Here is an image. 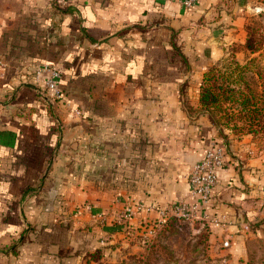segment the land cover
Segmentation results:
<instances>
[{
    "label": "crops",
    "instance_id": "crops-1",
    "mask_svg": "<svg viewBox=\"0 0 264 264\" xmlns=\"http://www.w3.org/2000/svg\"><path fill=\"white\" fill-rule=\"evenodd\" d=\"M222 5L0 0V264H100L150 230L149 206L191 199L190 167L216 137L196 110L202 73L245 20ZM225 133L209 209L221 226L207 223L221 263L264 237V153ZM132 203L144 208L124 219Z\"/></svg>",
    "mask_w": 264,
    "mask_h": 264
},
{
    "label": "rangeland",
    "instance_id": "rangeland-1",
    "mask_svg": "<svg viewBox=\"0 0 264 264\" xmlns=\"http://www.w3.org/2000/svg\"><path fill=\"white\" fill-rule=\"evenodd\" d=\"M218 2H222L223 8L234 13L233 15L240 12L234 11L236 3L239 2V5L245 6L243 10L245 20L236 38L225 41V45L220 44L219 41L216 42L221 51L219 50L220 54L213 64L221 70L225 65L227 72L232 69L229 66L232 59L244 66L241 73L245 83H239L235 85V88L246 93L251 90L256 94L257 102L264 105V39L259 52L252 54L245 47L248 26L258 28L264 38V0H218ZM253 57L256 59L252 62L250 59ZM217 63L219 64L216 65ZM231 73L236 74L234 70H231ZM251 99L255 101L256 97L252 95ZM227 106H230V103H227ZM237 109L239 108L235 106V109L230 112H236ZM237 122L243 124L242 120ZM226 131L237 140H240L243 135H250L254 148L247 150L246 156L252 155L251 152L255 157L264 153V135L261 132L256 135L245 133L238 136L223 126V134H226ZM151 223L150 230L135 232L134 235L127 234L126 231L130 227L125 223L123 231L126 234L117 238L118 249L100 261V264H264V237L246 242V246L242 247L243 252L237 256L225 250L224 253L228 252L227 259L230 261L221 263L219 257L210 248L209 227L204 220L172 217L162 226H157L155 222ZM259 223L264 224V216L253 226Z\"/></svg>",
    "mask_w": 264,
    "mask_h": 264
},
{
    "label": "trees",
    "instance_id": "trees-1",
    "mask_svg": "<svg viewBox=\"0 0 264 264\" xmlns=\"http://www.w3.org/2000/svg\"><path fill=\"white\" fill-rule=\"evenodd\" d=\"M263 39V35L258 28L254 26L247 27L245 47L250 53L253 54L261 50ZM255 59L253 57L250 61L253 62ZM229 63V66L232 67L231 70H234L236 74H232L231 70L227 72L225 65L221 70L220 68L217 69L214 64L202 73L196 109L198 113L207 115L210 123L217 131L214 140L225 150L226 154L228 139L227 135L223 134V126L238 136L245 133L256 135L259 132L264 135V120H262L264 105L257 102L256 94L250 89L246 93L239 88H235V85L245 83L242 80L241 73L245 67L233 59ZM252 95L256 97L255 101L251 99ZM227 103H230V106H227ZM235 106L239 109L236 112H230L235 109ZM238 120H242L243 124H239Z\"/></svg>",
    "mask_w": 264,
    "mask_h": 264
},
{
    "label": "built area",
    "instance_id": "built-area-1",
    "mask_svg": "<svg viewBox=\"0 0 264 264\" xmlns=\"http://www.w3.org/2000/svg\"><path fill=\"white\" fill-rule=\"evenodd\" d=\"M177 2L186 9L192 8L198 0H168ZM46 77V86L53 91L57 97L61 94L58 89V81L60 78V70L55 66L43 64L36 70V75L44 74ZM225 150L213 140L210 146L205 150L203 156L195 161L188 174L189 196L190 200H182L173 202L165 206L156 207L151 205L147 210H156L157 217L155 223L162 226L168 219L172 217H183L185 219H201L213 226H221V222L217 218L210 217L209 209L212 206L214 190L218 183V172L226 161ZM144 207L139 203H132L124 209V218L130 219L136 211L142 210ZM223 247L230 245L229 239H225Z\"/></svg>",
    "mask_w": 264,
    "mask_h": 264
}]
</instances>
